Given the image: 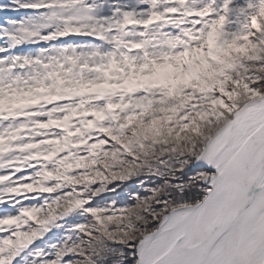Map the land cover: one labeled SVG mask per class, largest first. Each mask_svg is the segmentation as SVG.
Listing matches in <instances>:
<instances>
[{
  "label": "snow or ice",
  "instance_id": "1",
  "mask_svg": "<svg viewBox=\"0 0 264 264\" xmlns=\"http://www.w3.org/2000/svg\"><path fill=\"white\" fill-rule=\"evenodd\" d=\"M0 264H264V0H0Z\"/></svg>",
  "mask_w": 264,
  "mask_h": 264
}]
</instances>
